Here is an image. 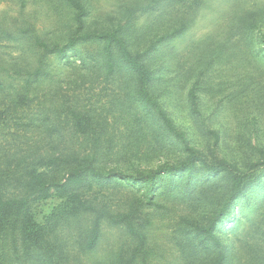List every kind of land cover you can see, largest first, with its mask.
<instances>
[{
    "label": "rangeland",
    "instance_id": "1",
    "mask_svg": "<svg viewBox=\"0 0 264 264\" xmlns=\"http://www.w3.org/2000/svg\"><path fill=\"white\" fill-rule=\"evenodd\" d=\"M0 264H264V0H0Z\"/></svg>",
    "mask_w": 264,
    "mask_h": 264
},
{
    "label": "trees",
    "instance_id": "2",
    "mask_svg": "<svg viewBox=\"0 0 264 264\" xmlns=\"http://www.w3.org/2000/svg\"><path fill=\"white\" fill-rule=\"evenodd\" d=\"M72 44H74V42H71L69 45H72ZM138 69L141 72V76L144 79H146L147 73L141 67H139ZM160 115L162 116L163 122L166 125V127L168 128V130L171 131L175 136L184 140L183 134L177 130V127L172 122V120L163 111H160ZM160 172L161 171H159V170H154V171H151L149 173L140 172V173H138L137 176L139 178H143L145 180L153 181L155 179V177L157 176V174ZM118 174L124 176V174L121 172ZM37 178L40 179L41 176L37 175Z\"/></svg>",
    "mask_w": 264,
    "mask_h": 264
}]
</instances>
